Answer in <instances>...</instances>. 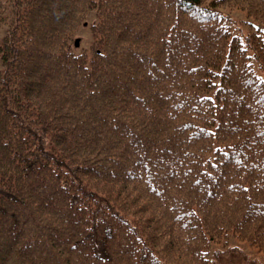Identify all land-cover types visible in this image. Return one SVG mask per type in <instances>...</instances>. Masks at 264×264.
I'll list each match as a JSON object with an SVG mask.
<instances>
[{"label":"trees","instance_id":"1","mask_svg":"<svg viewBox=\"0 0 264 264\" xmlns=\"http://www.w3.org/2000/svg\"><path fill=\"white\" fill-rule=\"evenodd\" d=\"M48 1L0 0V31L3 30L0 33V264H140L137 257L140 241L160 229L163 231L158 238L166 247L164 252L167 248L180 252L171 236V231L176 230L184 238L194 241V246H199L196 253H206L213 243L219 246L218 252L222 256L229 238L240 233L233 224L244 228L248 223L240 220L243 212L239 217L235 209L236 191L240 188L235 186L234 179L241 177L242 172L235 166L222 164L217 183L211 182L210 177L200 180L204 172L214 170L211 166L209 170L205 168L211 163H205L206 156L197 151L180 156L177 147L164 151L157 149L154 153L157 160L153 162L151 154L156 146L141 140L137 134L142 137L158 135L157 129H138L150 123V116L154 117L152 113L157 109L153 107L151 111L130 106L125 96L122 99L124 105H119L123 124L135 126L140 133L126 134L128 128L125 126L121 133L120 128L112 124L120 122L109 113L110 106L106 103L109 99L107 89L113 85L103 84L108 69L104 46L98 41L85 51H77L63 36L64 32L57 29L59 22L66 17L65 13H61L55 23H47L43 15L53 5ZM93 1L101 4L98 0ZM198 3V0L148 2L156 10L165 8L158 12L161 23L179 25L177 30L185 39L191 56L185 61L174 60L169 78L172 82L184 77L190 82L196 78L197 72H202L194 82L211 85L217 70L194 64L209 65L212 53L218 52L222 45L229 69L222 72L225 73L221 76L223 88L217 91L215 100H229L226 95L233 84L229 81L233 73L245 65L237 57L243 52L239 53L237 39L232 35L241 34L246 48L256 51L261 64L257 69L261 73H264V56L258 49L256 32L250 27L249 19L237 17L238 28L234 33L227 29L230 32L227 36L216 29L206 33L203 28L199 29L205 27V11L210 8L200 7ZM135 4L139 5V1ZM140 5L145 12L140 13L139 22L120 6L115 7L114 12L109 10L110 5L97 8L102 13L96 27L98 33L108 30L113 39H120L125 30L120 32L118 26L124 25V29L133 32L130 36L134 39L156 40L157 36L145 29L152 15L147 13L144 1ZM110 15L113 16L112 23ZM189 15L193 19L183 24L181 21ZM146 17L148 20L143 22ZM123 18L127 24L118 23ZM214 36L219 40L212 43ZM45 37H54L58 41L48 52L53 60L58 59L61 70L45 63L44 74L50 70L49 75L37 82L36 87H31L33 81L27 77L29 73L33 74L34 65H28V60L33 62L35 57L43 58V54L38 56L37 51L42 49ZM164 40L168 41V38ZM32 45L34 53L29 51ZM165 49L167 55L175 52L171 42ZM101 67L103 75H99ZM161 69L162 72L166 70L164 66ZM117 74L124 80L125 87V80L129 77L122 70ZM220 75L216 73L217 81ZM212 87L209 93L200 91L196 96L188 93L186 99L173 103L170 114L175 115L183 108L192 112L194 106L209 104L210 101H202V97L214 93L217 82ZM255 89L259 91L258 97L264 100V90ZM251 96L245 99L236 97L235 102L247 106ZM191 97L196 102L188 100ZM135 103L146 105L144 99ZM222 105L220 110L228 114L231 105ZM91 106H94L93 111L88 109ZM248 109L244 107L242 110ZM234 114L249 119L245 126L253 136V125L248 123L254 121L257 126L260 117H253L250 112L241 115L238 110ZM192 117L195 120L200 114L194 113ZM101 118L106 120L95 123L94 119L100 121ZM105 131L109 134H104ZM218 131L220 144H235L223 124L219 123ZM189 136L194 137L199 146L213 149L210 144L201 145V141L206 140L201 133ZM152 139L157 140V137ZM250 140L252 143L253 138ZM215 161H220L218 156ZM203 169L206 170L202 172ZM247 173L243 179L246 185L251 187L260 182L257 170L250 168ZM38 181L43 182L45 195L35 189ZM101 190H110V198L99 192ZM134 200L145 201L146 209L135 211L131 203ZM182 222H185L183 229L179 227ZM249 229L253 233L247 236L250 240H260L264 250V226L260 230L262 234L256 228ZM200 236H203V245ZM13 237L17 239L13 240ZM202 255L205 258L206 254Z\"/></svg>","mask_w":264,"mask_h":264},{"label":"rangeland","instance_id":"2","mask_svg":"<svg viewBox=\"0 0 264 264\" xmlns=\"http://www.w3.org/2000/svg\"><path fill=\"white\" fill-rule=\"evenodd\" d=\"M98 1H100L101 4H97L96 2L94 3L93 0H50V2L48 1V3H53L54 6L51 5V7L46 10L43 16H45L48 24H53L55 23L56 19L60 18L61 13H65L66 17L62 18L57 26V29L64 32L63 36L73 46L79 44H81L82 46L86 44H92L93 46L94 43H97L98 41H100L104 46L103 48H105L107 53L105 66L108 69L106 79H104L103 84L107 85L108 83H110L113 85L107 89L109 99L108 101H106V103L108 106H110L109 113L117 117V120L121 123L122 128H124L125 126L126 128H128L127 130H130L126 131V134L132 132H140L136 130L135 126L128 125L127 123L123 124V118L120 114L121 111L119 109V105H124L122 99L125 96H127L125 100L130 101V106H137L141 109L147 108L151 111H153V107L157 109L155 113H152L154 117L150 116V123L147 124V126H141L138 129H157L158 135H150L147 136L150 138H147L142 137L136 133L141 140L149 143L151 146H156L152 151L151 157L154 156V153L157 149H163L164 151L166 149L170 150V148L172 147H177L179 154H181L182 151L183 156L188 153H193V151H197V153H200L203 156L209 155L212 158L213 155H216V153L213 152V149H207L199 146L194 141V137L189 135L192 134L191 132L196 127L205 126L211 122H217L223 124V128L227 131L226 133H229L232 136L231 138H234L233 141L235 142V144L232 146V148H239L241 156L244 159L243 154H248L246 151L248 147L247 144L252 146V144H249L251 143L250 138L252 139L254 137L261 136H258V133H255L253 136L251 135V133L249 134L250 129L245 126L249 119H246L245 117L238 114H234V112L238 110L241 115H245L250 112V114L256 116L264 110V100L263 98L258 97L257 93L259 94V91L255 89L256 87H254L256 81L248 71L246 64L239 67L235 71V73H233V78L229 81V83L233 81V84L230 85L231 90L226 95L229 100H219V102L222 104L226 103L228 105H231L228 114H225L227 113L225 110H220L222 109V107L215 108L214 106L203 105L194 106V110H192V112H190L188 108H183L177 114L171 115L170 111L172 109L173 103L179 100L186 99L187 95H189L188 93L191 92L193 93V96H196V94L200 91H203L202 93H209L212 91V86H214V84L217 82L216 73H218L217 71L222 69V66L225 65L224 47L220 45L218 47L219 51L216 53H212L210 60L211 63L209 65L194 64L198 65L197 67L202 65L208 69L217 70L213 75V82L211 83L212 86L210 84L197 85L194 82L195 79H198L200 77V74H202V72H197L195 74L196 78L190 82L186 81L184 77H179L171 82L169 78V69L172 66L174 60L179 59L185 61L188 58H191V56L187 51L185 39L179 34L177 30V28H179V25L160 22L158 12L165 8L162 7L156 10V7L154 8L148 5V2L150 0ZM138 1L139 5H136L135 2ZM141 1L145 2L147 13H151L152 15L149 20L148 17L144 18L143 22L148 20L145 29L150 32V34L156 35V40L149 42L145 37L134 39L130 36V34H132L133 32L124 29V25L122 27L118 26L120 32H124L125 30L123 36L120 39H113L111 33L108 30L102 33H98L96 27L98 26L99 20H101L100 16L102 13L97 8H105V5H110L109 10L114 12V8L120 6L123 8V10H127L130 15H134L137 22H139L140 13L145 12L143 10V7L140 5ZM198 2V4H200V7H209L210 9L220 10L227 16V18L233 21H235V19L239 17L242 19H249V23H255L260 27H264V2L262 0H198ZM90 4L91 9L89 10L88 6ZM205 17L207 20L205 27L201 26L198 28H203L204 33L208 32L209 30L214 31L215 24L211 26V24L214 22V16L212 14H207L205 15ZM109 18L110 22L112 23L113 16L110 15ZM171 19L173 18L171 17ZM189 19H193L191 15H189L188 18L183 19L181 22L185 24ZM130 21L132 24H134L133 19H130ZM118 23L127 24L125 18L119 20ZM2 31L3 30H1L0 33H2ZM165 37L168 38V41L164 40ZM218 40L219 39L214 36L212 43L217 42ZM57 42V39L54 37H45L44 41L42 42V49L37 51L38 56L40 53L43 54V58L36 59L35 57L33 59V62H30L28 60V65H34L33 74L29 73V76L27 77L28 79H32L33 81V83L30 84L31 87H36L37 82L41 81L44 77L46 78L49 75L50 70L46 74H44L43 66L45 63L52 64V67L54 69L61 70L58 59L53 60L52 56L48 52L57 44ZM170 42L175 47V52L173 54L167 55L168 51L165 49V46L166 44H170ZM36 43L37 41L34 44ZM29 51L34 53L33 45L30 46ZM234 56L236 57L237 54L234 53ZM237 57L242 61L245 60L244 57ZM248 61L253 64V60ZM158 64L160 66H158ZM163 66L164 69H166L164 72H162L161 69ZM254 66L260 68L258 57L256 58V61H254ZM99 70H101V72H99V75H103V67H101ZM119 70L124 71L127 77H129L128 80H125V87L123 86L124 80L117 74ZM255 71L256 73H258L257 70ZM161 72L162 75L160 76ZM223 74L225 73H222V77ZM97 83L102 84L101 80H97ZM167 93H169L168 96ZM250 94H252V96L249 97L251 99V102L248 105L250 106H240V104H236V97H238L239 99H245L250 96ZM143 99L144 101H146V105L139 106L137 103H135V101H137L138 103L139 101L142 102ZM190 99L196 102L194 100V97L188 98V100ZM189 103L195 104L192 102ZM244 107L251 108L248 110H242ZM88 109L90 111H93L94 106H91ZM194 113L200 114V117L193 120L192 114ZM52 117L53 114L48 117V121ZM102 118L100 121L94 119L95 123L99 124L102 120H106ZM191 120L193 121V123L191 122ZM107 121L109 122L108 119ZM132 124H136V122ZM153 125H155L156 127ZM249 125H254V121L249 122ZM237 129L241 132L236 131ZM122 136L120 135V137ZM153 137H157V140L152 139ZM225 138L228 139L229 137ZM130 142L133 141L130 140ZM120 144H122L123 146V138H121ZM208 144L213 146L212 141H201L202 146H206ZM167 152L169 153V151ZM176 152L177 150L175 149L174 154H176ZM123 154L125 155V153ZM155 156L153 157V162L157 160ZM164 156H166L165 152ZM160 161H163V159H160ZM252 161L255 163H259L258 159L253 158ZM210 172L215 173V170H210ZM220 175L221 173L215 174L213 177H211L208 176V174L205 172V174L200 175V180H204L206 177H210L211 182L217 183L220 180ZM213 179L215 180L213 181ZM234 180L235 182L239 181L238 178ZM35 189L45 195L42 181H38L36 183ZM245 191L246 189L241 188L239 189V191H236L235 209L239 217L240 213L243 212L245 218H247L249 200L246 196H244ZM99 192L106 194L108 198H110V190H101ZM137 193L138 192L134 194ZM244 199L247 200V203H244ZM131 203L135 211L146 209V204L143 200H134ZM132 207L129 208V210H131ZM255 208H257V206L255 204H251V209ZM233 225L238 231H240V233L234 234L229 238L227 242V249L224 250L222 256L221 253L218 252L219 246H215L213 243L210 245L206 253H196L198 246H194V241H192L189 237L176 244V246L181 250L179 253L170 248H167V251L164 252L163 255L160 249L155 251L165 264H264V250L259 244L260 240H250L247 235L253 233L251 232V230L245 231V229H242L240 226H236L235 224ZM173 231L176 232V234L179 233L176 230ZM258 231L260 230L258 229ZM260 234H262L261 231ZM17 237H13L12 239L15 240L17 239ZM202 242L203 236H200L201 245H203ZM202 254H206L205 258H203ZM212 259L214 260L212 261Z\"/></svg>","mask_w":264,"mask_h":264},{"label":"bare ground","instance_id":"3","mask_svg":"<svg viewBox=\"0 0 264 264\" xmlns=\"http://www.w3.org/2000/svg\"><path fill=\"white\" fill-rule=\"evenodd\" d=\"M254 153L256 155H264V148H255ZM237 168L240 172H245L247 171V164L245 162H239ZM261 176V181L259 183L252 184L251 187L245 191V196L249 202L257 206V208L252 210L251 214H248L250 219L245 225L246 229H257L264 226V172Z\"/></svg>","mask_w":264,"mask_h":264}]
</instances>
